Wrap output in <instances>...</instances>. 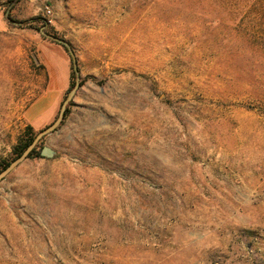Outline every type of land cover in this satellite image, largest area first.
Listing matches in <instances>:
<instances>
[{"label": "rangeland", "instance_id": "obj_1", "mask_svg": "<svg viewBox=\"0 0 264 264\" xmlns=\"http://www.w3.org/2000/svg\"><path fill=\"white\" fill-rule=\"evenodd\" d=\"M34 6L0 33V168L67 95L42 31L79 81L0 181V264H264V0Z\"/></svg>", "mask_w": 264, "mask_h": 264}, {"label": "crops", "instance_id": "obj_2", "mask_svg": "<svg viewBox=\"0 0 264 264\" xmlns=\"http://www.w3.org/2000/svg\"><path fill=\"white\" fill-rule=\"evenodd\" d=\"M35 1V3L33 2ZM37 3V0H12L11 3L7 6V9H5L4 6H0V33L9 32L15 28H20V25L9 23L5 16L10 10V15L16 19L17 21H29V19L39 16L38 12H40L41 8L39 6H34V4ZM20 7V8H19ZM19 8V9H18ZM29 22L27 23V25ZM61 66L63 68V73L65 74L66 78V85L62 88L63 94L67 91L69 84H70V67L68 66V62L63 58L61 60ZM52 73H47V87L43 91V93L34 100L26 109L25 115L29 123L33 126V117L31 115L32 111H35L37 109V106H42L43 101L48 97V94L54 90L55 84L52 83ZM58 104L60 102V99H58ZM57 104V106H58ZM53 112V114L50 117V120L52 119L53 115L55 114L56 108ZM44 124V123H43Z\"/></svg>", "mask_w": 264, "mask_h": 264}, {"label": "water", "instance_id": "obj_3", "mask_svg": "<svg viewBox=\"0 0 264 264\" xmlns=\"http://www.w3.org/2000/svg\"><path fill=\"white\" fill-rule=\"evenodd\" d=\"M41 35L44 36L45 38L54 41L62 46H64L70 57H71V63H72V68L75 72L76 75V81H75V86L73 87V89H71L65 99L63 100L60 109H59V113L57 118L55 119V121L50 124L48 127H46L45 129H43L42 131H40L39 133L36 134V136L34 137L33 141L30 143V145L23 151V153L17 157L16 159H14L11 163H9V165L0 172V181H2L10 172H12L18 165H20L23 161H25L29 155V153L36 147V145L39 143V141L46 135L52 133L53 131H55L57 129V127L61 124L62 120H63V115L65 112V109L67 107V105L69 104V102L72 100L77 87H78V81H79V74H78V69H77V61L75 58V55L73 53V50L70 46V44L65 41L64 39H60L58 37H55L53 35H49L45 32H41ZM40 155L42 157H46V158H51L54 155V151L52 149H50L49 147H42L41 151H40Z\"/></svg>", "mask_w": 264, "mask_h": 264}, {"label": "trees", "instance_id": "obj_4", "mask_svg": "<svg viewBox=\"0 0 264 264\" xmlns=\"http://www.w3.org/2000/svg\"><path fill=\"white\" fill-rule=\"evenodd\" d=\"M5 18H6V20L9 22V23H12V24H17V25H20V28H24L25 27V25H27V21H17L16 19H14L11 15H10V10L8 11V13L6 14V16H5ZM34 21H39V22H41V21H43V18L41 17V16H39V17H36V18H34L33 19ZM44 22V21H43ZM42 26H45V24L44 23H42ZM44 32V31H43ZM46 33V32H45ZM48 34V33H47ZM43 38H45L44 36H43ZM45 39H47V38H45ZM51 41V40H50ZM53 43H55V44H57V45H59V46H61V47H63L64 48V50L68 53V51H67V49L64 47V46H62V45H60V44H58V43H56V42H54V41H52ZM68 55H69V53H68ZM69 57H70V55H69ZM77 61V60H76ZM70 64H71V67H70V84H69V87H68V89H67V91H66V94L71 90V89H73V87L75 86V80H76V75H75V72H74V70H73V68H72V63H71V57H70ZM77 69H78V67H77ZM68 106H70V103L67 105V107H66V109H65V112H64V115H63V119L66 117V115L68 114V111H69V109H68ZM63 121V120H62ZM26 131H27V135L24 137V138H22L20 141H19V143L17 144V146L14 148V158H13V160L14 159H16L17 157H19L22 153H23V151L30 145V143L33 141V139H34V137L36 136V135H34L33 133H32V128L30 127V126H27L26 127ZM42 140V139H41ZM41 140L39 141V143L36 145V147L29 153V155H28V157H27V159L28 158H33V157H35V156H40V153L37 151V149L39 148V144L41 143ZM41 151V150H40ZM12 160V161H13ZM11 161V162H12ZM10 162V163H11ZM9 165V163H2V165H1V168H0V172L2 171V170H4L7 166Z\"/></svg>", "mask_w": 264, "mask_h": 264}, {"label": "built area", "instance_id": "obj_5", "mask_svg": "<svg viewBox=\"0 0 264 264\" xmlns=\"http://www.w3.org/2000/svg\"><path fill=\"white\" fill-rule=\"evenodd\" d=\"M4 1H6V0H0V3H3ZM46 13H47V14H50L49 11H47Z\"/></svg>", "mask_w": 264, "mask_h": 264}]
</instances>
